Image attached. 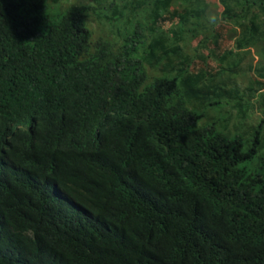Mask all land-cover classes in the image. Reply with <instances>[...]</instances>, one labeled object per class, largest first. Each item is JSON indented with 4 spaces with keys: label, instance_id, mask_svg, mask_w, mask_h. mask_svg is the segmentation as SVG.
I'll list each match as a JSON object with an SVG mask.
<instances>
[{
    "label": "trees",
    "instance_id": "obj_1",
    "mask_svg": "<svg viewBox=\"0 0 264 264\" xmlns=\"http://www.w3.org/2000/svg\"><path fill=\"white\" fill-rule=\"evenodd\" d=\"M117 1L0 0V264H264V108L196 111L264 106V0Z\"/></svg>",
    "mask_w": 264,
    "mask_h": 264
},
{
    "label": "rangeland",
    "instance_id": "obj_2",
    "mask_svg": "<svg viewBox=\"0 0 264 264\" xmlns=\"http://www.w3.org/2000/svg\"><path fill=\"white\" fill-rule=\"evenodd\" d=\"M72 1V0H69ZM90 1V0H88ZM148 0H120L116 2L117 9L120 12V20H118V23L113 25H103L102 27L99 23L90 24L88 21H86L87 27L91 30V33H93V37H96L98 33L110 35L111 32L116 31V26H122L125 24V26H128V29L133 25L134 21H144L146 19V14L144 13L145 9H148L149 6L153 5V1H150L148 5H146V2ZM176 0H170V2H173ZM57 7L64 8V5L62 2H57L56 5H54V9H57ZM153 7V6H152ZM62 9V8H61ZM98 29V30H97ZM92 36V34H91ZM253 54V53H252ZM256 57V56H255ZM254 57V58H255ZM254 62V61H253ZM146 73H147V81L151 79V77H155L159 75L158 69L152 67L151 70L148 69V66L145 67ZM226 84H229L226 83ZM256 98V97H255ZM254 102V101H253ZM255 103V104H254ZM252 103L253 107L249 109H245L244 111V118L238 117L235 110H230L229 107V101L226 98H223L214 105H206L201 104L199 107L196 108V111H199L201 108H206L207 112L209 113V116H204L200 118L199 124H205L207 122H210L214 118H218L220 124H225L227 126V131L231 134H238L242 137V140L244 143L249 142V138H251V133L256 128V124L259 122L262 115V109L264 106L262 104L259 105V108L256 106V102ZM213 116V117H212ZM217 129H221L222 127L219 125H216ZM259 139L261 141H264V121L260 122L259 127ZM264 153V146L258 149L256 154L252 157V159L243 161L239 164L240 167H244L247 170H257L261 173H264V163L262 162L260 156Z\"/></svg>",
    "mask_w": 264,
    "mask_h": 264
}]
</instances>
